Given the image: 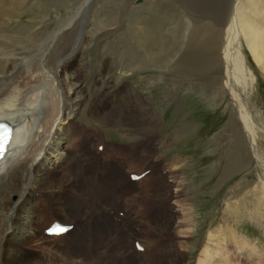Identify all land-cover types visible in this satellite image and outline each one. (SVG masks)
Returning a JSON list of instances; mask_svg holds the SVG:
<instances>
[{"label": "bare ground", "instance_id": "obj_1", "mask_svg": "<svg viewBox=\"0 0 264 264\" xmlns=\"http://www.w3.org/2000/svg\"><path fill=\"white\" fill-rule=\"evenodd\" d=\"M24 1L0 0V8L4 7L2 11L14 8L18 13ZM88 2L83 0L78 10ZM258 8V0H222L218 5L220 21L216 17L215 21L218 24L223 22V26L219 31L213 29L211 32L213 36L217 32L222 33L221 37L223 35L220 56H216L214 47L201 44L200 47L187 46L181 57L186 66L198 67L203 71L210 69L212 74L216 73L222 62L223 76L213 78V81L220 90L224 86L227 88L237 109V115L234 114L236 128L228 124L233 135L231 146L236 147L241 135H245L250 145L260 183L249 184L244 195L249 194L251 198V216L264 222V115L249 98V81L238 44L241 35L253 59L264 69V29L258 20ZM2 11L0 13L6 15ZM73 17L62 19L60 24L68 26ZM195 26L196 22L192 28L195 29ZM55 35L54 32L44 37H37L33 33L28 35L30 44L35 45L37 50L36 60L44 58L45 49ZM69 47L68 38L51 55L49 62H52L55 71L52 72L54 76L50 84V71L37 72L29 64V57L19 55L16 66L10 67L13 58H16L15 51L0 47V121L11 123L16 126L15 132L18 131L0 163V264H153L161 251L163 264H181L188 255L184 241L193 239L195 219L190 206L189 211L183 213L181 210H185L184 207L179 205V210L167 204L171 197L187 194L181 177L171 170H166L164 176L158 164L152 161L161 121L145 105V100L130 92L128 96L138 110L136 117L120 111H117L116 117L113 104L104 103L102 111L92 103L89 117L100 124L80 130L76 126L70 127L73 120L67 116V110L72 105L73 95L77 94L71 86L79 87L80 82H64L65 79L60 76V73H67L66 66L72 67L74 48L69 51ZM77 68L71 71L74 72L72 80L78 75L80 78L82 68ZM171 69L178 72L175 63ZM43 77L45 82L41 83ZM82 95H79V99ZM101 99H104V94L99 96L97 102ZM57 120H63V123H56ZM110 125L118 136L129 138L126 140L128 144L124 142L117 151L113 148L115 154L111 149V153L107 154L106 151L107 155L101 157L92 148L101 136L100 129H107ZM80 136H83L82 146L78 143ZM245 143L237 145L238 158L226 165L225 172L245 167L251 160L249 152L245 153ZM182 168L181 165L176 171ZM147 169V173H143ZM55 172L60 173L59 179L53 177ZM131 174L141 177L138 181L132 180ZM150 178H155L154 184L147 183ZM173 187L177 188L176 192ZM152 200L154 210L148 209L147 202ZM99 214L114 215L118 219L117 224L109 230L97 227L98 231H92V234L88 223ZM50 216L53 219L67 218L71 222L66 224L73 227L62 235L44 237L54 240L62 238L59 243H36L40 224L50 221ZM52 222H47L42 229L45 230ZM123 226L128 227V233ZM152 228L164 235L163 243L157 239L151 240ZM174 229L184 235L178 246L170 239ZM215 234L207 231L194 264H231L230 242L214 240ZM232 237L237 252L247 247L252 252L256 251L253 242ZM160 244L163 247L159 249ZM137 245L141 246L142 252Z\"/></svg>", "mask_w": 264, "mask_h": 264}, {"label": "rangeland", "instance_id": "obj_2", "mask_svg": "<svg viewBox=\"0 0 264 264\" xmlns=\"http://www.w3.org/2000/svg\"><path fill=\"white\" fill-rule=\"evenodd\" d=\"M82 1L25 0L18 13L14 8L2 11L4 7H1L0 11L6 15L4 17L0 13V47L13 49L16 57L10 67H15L21 56L29 57V64L37 72L50 71V84L52 72L55 71L54 65L49 62L50 57L58 45L69 38V51L74 48L73 63L71 68L66 66L67 73H60V76L65 79L64 82H80L79 87L74 84L71 86L77 94L73 95L72 105L67 110V116L73 120L70 127L76 126L80 130L92 128L99 123L89 117L92 103L102 111L104 103H110L113 104L114 115L120 111L136 117L138 110L128 96L130 92H135L145 100V105L149 106L161 121L162 126L155 137L158 144L153 150L152 161L158 164V169L164 176L166 170H171L181 177L187 194L171 197L167 204L179 210L180 206L184 207L185 210H181L183 213L189 211L190 206L195 219L193 239L184 241L188 255L181 264H194L208 230L216 233L214 240L216 238L230 242L228 247L231 264L234 260V264H264V222L251 216V198L249 194L244 195L249 184L260 183L256 163L245 135H241L237 145L246 142L245 153L249 152L251 160L245 167L225 172L226 165L232 159L238 158L237 145L231 146L233 135L228 126L230 124L236 128L234 114L237 115V109L227 88L224 86L220 90L213 81V78L223 76L222 62L216 73L212 74L210 69L200 70L196 63V68L186 66L181 57L187 46L200 47L201 44L214 47L216 56H220L219 48L223 35L221 37L222 33L217 32L213 36L211 32L213 29L219 31L223 26V22L218 24V21H215H220L218 5L222 0H89L78 10ZM258 4V20L264 29V0H258ZM72 17L68 26L60 24L62 19ZM195 22L194 29L192 26ZM49 32H54L55 38L45 49L44 58L36 60L37 50L35 45L30 44L28 35L33 33L37 37H44ZM238 44L246 79L249 81V98L264 115V69L253 59L241 35ZM181 61L183 62L180 63ZM178 62L180 64L177 65ZM174 63L178 69L176 73L171 69ZM77 67L82 68L79 72L80 78L78 75L72 80L74 72L71 71ZM43 78L40 79L41 83L45 82ZM80 94H83L81 99ZM102 94L104 99L97 102ZM59 121L63 123V120H57L56 123ZM100 131L103 134L97 138L92 149L97 150L101 157H104L106 151L108 154L114 149H119L124 142L128 144L126 140L129 138L118 136L111 125ZM82 139L83 136H80L79 141L77 140L80 146ZM181 165L183 168L176 171ZM146 171L148 169L143 173ZM53 175L56 179L60 177L59 172ZM154 182L155 178H150L147 183ZM140 186L138 187L141 188ZM173 190L176 192L177 188L173 187ZM153 202H147L150 207L148 209H155ZM241 204L244 205L243 208ZM120 209L127 211L123 207ZM49 220H59L64 224L71 222L67 218L53 219L52 216ZM117 221L112 214H99L90 220L88 226L93 234L98 229L109 230ZM47 222L40 224L36 243H59L62 238H44L42 228ZM123 228L129 232L127 226ZM152 230L151 240L157 239L163 243L164 235L154 228ZM170 236L177 246L184 237L175 229ZM232 236L253 242L256 251L252 252L247 247L237 252L232 243ZM139 247L137 246V249L142 252ZM162 247L160 244L159 249ZM25 249L30 252L28 248ZM163 262L161 251L156 255L153 264Z\"/></svg>", "mask_w": 264, "mask_h": 264}, {"label": "snow or ice", "instance_id": "obj_3", "mask_svg": "<svg viewBox=\"0 0 264 264\" xmlns=\"http://www.w3.org/2000/svg\"><path fill=\"white\" fill-rule=\"evenodd\" d=\"M11 142V130L4 125L3 133L0 136V158H2L7 152V146ZM51 232L59 234L61 232L67 231L65 226H57L56 228L50 229ZM139 247V245H137Z\"/></svg>", "mask_w": 264, "mask_h": 264}]
</instances>
